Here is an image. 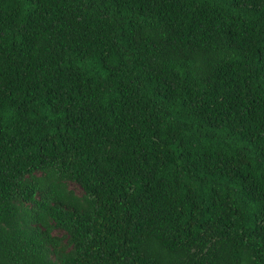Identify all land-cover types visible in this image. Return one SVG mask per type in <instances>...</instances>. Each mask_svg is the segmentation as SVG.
Here are the masks:
<instances>
[{"label": "trees", "instance_id": "obj_1", "mask_svg": "<svg viewBox=\"0 0 264 264\" xmlns=\"http://www.w3.org/2000/svg\"><path fill=\"white\" fill-rule=\"evenodd\" d=\"M0 264H264V0H0Z\"/></svg>", "mask_w": 264, "mask_h": 264}, {"label": "rangeland", "instance_id": "obj_2", "mask_svg": "<svg viewBox=\"0 0 264 264\" xmlns=\"http://www.w3.org/2000/svg\"><path fill=\"white\" fill-rule=\"evenodd\" d=\"M71 187L74 188V190H75L76 192L79 191V187H78V186H76V185H71Z\"/></svg>", "mask_w": 264, "mask_h": 264}]
</instances>
